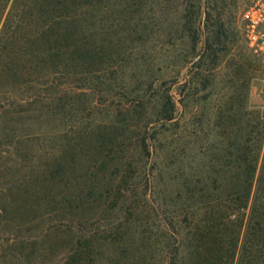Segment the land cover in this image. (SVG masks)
<instances>
[{
	"label": "rangeland",
	"instance_id": "1",
	"mask_svg": "<svg viewBox=\"0 0 264 264\" xmlns=\"http://www.w3.org/2000/svg\"><path fill=\"white\" fill-rule=\"evenodd\" d=\"M111 4L84 23L102 63L0 76V264H62L79 236L99 264H194L197 180L246 133L228 121L264 116L244 0Z\"/></svg>",
	"mask_w": 264,
	"mask_h": 264
},
{
	"label": "trees",
	"instance_id": "2",
	"mask_svg": "<svg viewBox=\"0 0 264 264\" xmlns=\"http://www.w3.org/2000/svg\"><path fill=\"white\" fill-rule=\"evenodd\" d=\"M111 3L0 0V50L5 52L0 76L29 82L34 72L46 77L102 63L96 45L86 41L89 31L84 23H92L96 38L101 9ZM214 25L220 41L222 24L216 21ZM228 124L246 133L230 139L228 164L216 170L209 187L202 178L197 180L195 226L187 246L194 248V264H264V116ZM92 246L79 236L62 264H99L91 256ZM181 254L178 248L170 260L165 256L148 260L140 255L135 264H190Z\"/></svg>",
	"mask_w": 264,
	"mask_h": 264
},
{
	"label": "built area",
	"instance_id": "3",
	"mask_svg": "<svg viewBox=\"0 0 264 264\" xmlns=\"http://www.w3.org/2000/svg\"><path fill=\"white\" fill-rule=\"evenodd\" d=\"M241 23L248 46L264 60V0H244Z\"/></svg>",
	"mask_w": 264,
	"mask_h": 264
}]
</instances>
